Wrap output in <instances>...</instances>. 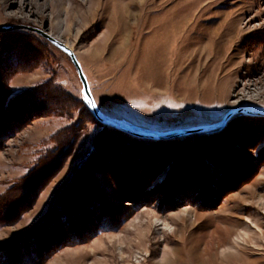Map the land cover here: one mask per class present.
<instances>
[{"label": "rangeland", "instance_id": "1", "mask_svg": "<svg viewBox=\"0 0 264 264\" xmlns=\"http://www.w3.org/2000/svg\"><path fill=\"white\" fill-rule=\"evenodd\" d=\"M1 26L0 264H264V0H0ZM41 32L122 125L239 111L102 125Z\"/></svg>", "mask_w": 264, "mask_h": 264}, {"label": "water", "instance_id": "2", "mask_svg": "<svg viewBox=\"0 0 264 264\" xmlns=\"http://www.w3.org/2000/svg\"><path fill=\"white\" fill-rule=\"evenodd\" d=\"M11 29L10 26H1L0 31L3 30H8ZM44 37H46L53 45H55L58 49H60L62 52L67 54L71 62L73 63L77 74L78 78L81 81L82 84V93H83V99L85 102H87V107L91 114L94 116V118L102 125L109 126L115 129H118L120 131L126 132L132 136L140 137V138H147V139H153V140H160V139H170V138H175V137H182V136H187L189 134H193L196 132H205V131H213L216 129H219L224 126L225 122L227 119L234 113H236L239 110H230L227 112V114L224 116L223 120L215 123V124H209V125H203V126H197V127H192V128H187V129H175L171 131H166V132H153V131H146V130H141L137 128H133L130 126L122 125L121 123L117 122L116 120L106 118L101 115V113L97 110L95 107L93 98L91 96L89 86L87 83V79L82 71L81 65L75 56V53L71 48H69L67 45H65L63 42L53 38L52 36L41 32ZM243 112H248L247 110H242ZM250 113V112H249ZM257 114L264 115V112H258Z\"/></svg>", "mask_w": 264, "mask_h": 264}, {"label": "bare ground", "instance_id": "3", "mask_svg": "<svg viewBox=\"0 0 264 264\" xmlns=\"http://www.w3.org/2000/svg\"><path fill=\"white\" fill-rule=\"evenodd\" d=\"M164 24H165V23H162V25H161V26L163 27V26H164ZM153 29H155V28H153Z\"/></svg>", "mask_w": 264, "mask_h": 264}, {"label": "trees", "instance_id": "4", "mask_svg": "<svg viewBox=\"0 0 264 264\" xmlns=\"http://www.w3.org/2000/svg\"><path fill=\"white\" fill-rule=\"evenodd\" d=\"M183 137V136H182Z\"/></svg>", "mask_w": 264, "mask_h": 264}]
</instances>
